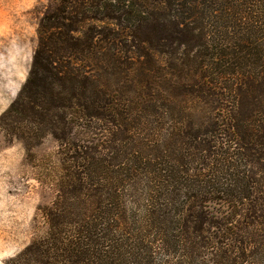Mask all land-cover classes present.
Instances as JSON below:
<instances>
[{"label": "trees", "instance_id": "1", "mask_svg": "<svg viewBox=\"0 0 264 264\" xmlns=\"http://www.w3.org/2000/svg\"><path fill=\"white\" fill-rule=\"evenodd\" d=\"M36 35L0 131L53 139L54 196L5 264H264V0H49Z\"/></svg>", "mask_w": 264, "mask_h": 264}, {"label": "rangeland", "instance_id": "2", "mask_svg": "<svg viewBox=\"0 0 264 264\" xmlns=\"http://www.w3.org/2000/svg\"><path fill=\"white\" fill-rule=\"evenodd\" d=\"M49 0H0V115L16 96L36 46V28ZM56 143L46 137L32 149L10 143L0 131V264L41 235L40 208L52 200L48 186ZM214 211L221 207L213 204Z\"/></svg>", "mask_w": 264, "mask_h": 264}]
</instances>
